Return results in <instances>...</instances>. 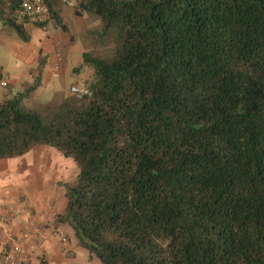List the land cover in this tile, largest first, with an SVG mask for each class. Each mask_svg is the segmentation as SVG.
I'll use <instances>...</instances> for the list:
<instances>
[{"label": "trees", "instance_id": "trees-1", "mask_svg": "<svg viewBox=\"0 0 264 264\" xmlns=\"http://www.w3.org/2000/svg\"><path fill=\"white\" fill-rule=\"evenodd\" d=\"M21 2L0 27L28 43ZM43 2L57 33L66 11L98 22L88 95L32 103L38 71L0 96V160L74 163L56 221L102 264H264V0Z\"/></svg>", "mask_w": 264, "mask_h": 264}, {"label": "crops", "instance_id": "crops-1", "mask_svg": "<svg viewBox=\"0 0 264 264\" xmlns=\"http://www.w3.org/2000/svg\"><path fill=\"white\" fill-rule=\"evenodd\" d=\"M66 161L48 147L0 160V264L4 251L23 264H49V254L64 248L56 217L66 207L73 163Z\"/></svg>", "mask_w": 264, "mask_h": 264}, {"label": "rangeland", "instance_id": "rangeland-1", "mask_svg": "<svg viewBox=\"0 0 264 264\" xmlns=\"http://www.w3.org/2000/svg\"><path fill=\"white\" fill-rule=\"evenodd\" d=\"M64 18L69 27L68 35L50 28H25L30 36L28 43L22 42L8 28L0 27V72L9 76L7 86H0V96L7 91H22L33 83L38 71H41V82L32 103H56L61 97L70 95L72 84L85 82L87 72L82 66L81 54L91 48L90 33L97 30L98 22L89 16L75 18L70 11L65 12ZM58 54L62 60L60 65L57 64L59 69H54V64L59 61ZM70 167L68 183H72L76 175L74 163ZM60 232L66 236L64 248L49 254V264H102L96 256H90L78 245L68 224H61Z\"/></svg>", "mask_w": 264, "mask_h": 264}, {"label": "built area", "instance_id": "built-area-1", "mask_svg": "<svg viewBox=\"0 0 264 264\" xmlns=\"http://www.w3.org/2000/svg\"><path fill=\"white\" fill-rule=\"evenodd\" d=\"M15 19L17 24L23 25L24 28L43 27L45 30L49 28L51 21L48 8L43 0H22L20 7L15 11ZM54 68L57 69V65H55ZM5 83L6 80L2 82V85H5ZM70 92L77 98L88 95V91L83 83L71 87ZM61 242H65V238L62 236ZM1 263L23 264V259L17 257L13 252L4 251L1 256Z\"/></svg>", "mask_w": 264, "mask_h": 264}, {"label": "clouds", "instance_id": "clouds-1", "mask_svg": "<svg viewBox=\"0 0 264 264\" xmlns=\"http://www.w3.org/2000/svg\"><path fill=\"white\" fill-rule=\"evenodd\" d=\"M65 238V237H64ZM66 240V239H65Z\"/></svg>", "mask_w": 264, "mask_h": 264}]
</instances>
